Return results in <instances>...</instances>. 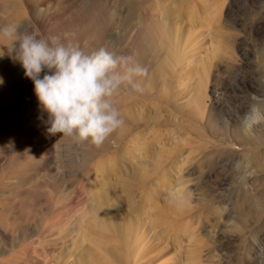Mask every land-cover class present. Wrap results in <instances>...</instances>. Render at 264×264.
Returning <instances> with one entry per match:
<instances>
[{
	"label": "rangeland",
	"instance_id": "rangeland-1",
	"mask_svg": "<svg viewBox=\"0 0 264 264\" xmlns=\"http://www.w3.org/2000/svg\"><path fill=\"white\" fill-rule=\"evenodd\" d=\"M1 23L148 69L114 98L122 127L76 144L0 38L3 264H264V133L221 138L239 102L264 126V0H0Z\"/></svg>",
	"mask_w": 264,
	"mask_h": 264
},
{
	"label": "clouds",
	"instance_id": "clouds-1",
	"mask_svg": "<svg viewBox=\"0 0 264 264\" xmlns=\"http://www.w3.org/2000/svg\"><path fill=\"white\" fill-rule=\"evenodd\" d=\"M0 38L12 41L14 59L34 84L39 106L47 113L48 135L60 134L76 144L99 148L116 133L124 120L114 98L125 86L142 92L139 80L148 75L146 67L104 47L85 54L55 39L49 43L35 28L5 25Z\"/></svg>",
	"mask_w": 264,
	"mask_h": 264
},
{
	"label": "bare ground",
	"instance_id": "bare-ground-1",
	"mask_svg": "<svg viewBox=\"0 0 264 264\" xmlns=\"http://www.w3.org/2000/svg\"><path fill=\"white\" fill-rule=\"evenodd\" d=\"M7 19V18H6ZM1 25H2V27H3V24L1 23ZM9 65H8V69L7 70H9V71H12V70H15L14 69V67L16 66V64H17V60H15L14 59V57H9V58H7L6 60H5ZM19 71H20V68H19ZM11 94H14V92H13V90L11 91ZM5 99V98H4ZM13 99V98H12ZM7 102H8V100H7ZM14 104V103H13ZM17 106V105H16ZM12 107V106H11ZM15 107V106H14ZM6 108H8V107H6ZM249 108H250V106L248 105V104H246V103H244V102H239L238 104H237V107L235 108V109H232V110H230V111H228V116L230 117V126L232 127H230V129L228 130V131H226V133L225 134H222V136L223 137H221L222 139H225L224 141L225 142H228L232 147H235V145L236 144H239V146H242V145H245V144H251V136H250V133L251 132H255L256 134L258 133V134H261L262 132L264 133V126L261 128V129H259L258 128V126H255V125H251V126H249V127H246L245 125H244V122H243V120H244V118L246 117V115H247V113L249 112ZM9 109V108H8ZM11 109V108H10ZM16 110V109H15ZM14 109H12V113L14 114V119L13 120H11V121H9L10 122V125H9V123L8 124H3L4 125V129L3 130H7L8 128H11L12 126H16L17 124H19V123H21V122H23L24 120H25V117H23V115L22 114H17V113H15L14 111H15ZM7 113V112H6ZM13 114H11V115H13ZM30 114V113H29ZM5 115V114H4ZM5 118V117H4ZM4 120V119H3ZM27 120V119H26ZM8 121V120H7ZM28 123V122H27ZM2 125V126H3ZM19 126H20V124H19ZM25 126V125H24ZM227 128V127H226ZM4 134V133H3ZM13 136V135H12ZM12 136H10V137H12ZM258 136H260V135H258ZM26 137V136H25ZM22 138H24V137H22ZM34 138V137H33ZM32 139V138H31ZM25 140H28V139H25ZM44 140V139H43ZM15 141H16V139H15ZM19 141H21V140H19ZM31 141V140H30ZM45 141V140H44ZM224 141H222V143L224 142ZM23 142V141H22ZM21 142V143H22ZM27 142V141H26ZM33 142V141H32ZM43 142V141H42ZM28 143V142H27ZM35 143V142H34ZM33 143V144H34ZM29 144V143H28ZM27 144V145H28ZM31 144V143H30ZM18 145V144H17ZM219 146V145H218ZM226 146V145H225ZM26 147V146H25ZM12 148V147H11ZM10 148V149H11ZM9 150V149H8ZM19 151V150H18ZM21 151V150H20ZM14 153V152H13ZM19 154V153H18ZM17 156V155H16ZM252 159H254V157H252ZM25 175V174H24ZM29 178V177H28ZM24 179V178H23ZM8 182V181H7ZM15 188V187H14ZM18 189V188H17ZM254 189H255V191L257 192V194L259 195V196H263V193H264V182H261V183H256V185H254ZM259 192H261V194L259 193ZM16 194V193H15ZM10 195V194H9ZM13 195V194H12ZM2 196V195H1ZM16 198V197H15ZM26 203V202H25ZM28 203V202H27ZM12 204V203H11ZM10 204V205H11ZM14 204V203H13ZM19 204V203H18ZM31 204V203H30ZM26 205V204H25ZM9 206V205H8ZM27 206H28V204H27ZM30 206V205H29ZM8 208V207H7ZM16 207H14V209H15ZM25 208V207H24ZM9 209V208H8ZM10 210V209H9ZM17 210H19V209H17ZM21 211V210H20ZM10 213V212H9ZM24 214V213H23ZM18 215V214H17ZM6 216V215H5ZM11 216H12V214H11ZM27 216H28V214H27ZM3 218V217H2ZM11 218H13V217H11ZM21 218H23V217H21V214H19V220H18V222L19 221H21L22 219ZM32 218H34V217H32ZM31 218V219H32ZM24 219V218H23ZM28 219V218H27ZM14 220V219H13ZM27 225H29V224H27ZM30 226H31V224H30ZM29 227V226H28ZM14 228H16V226H15V224H10L9 226H8V230L7 231H13L14 230ZM25 231V230H24ZM19 232V231H18ZM24 233V232H23ZM5 234V233H4ZM26 234V233H25ZM29 235V234H28ZM6 236V235H5ZM24 237V236H23ZM22 237V238H23ZM3 238V237H2ZM9 238V237H8ZM21 239V238H20ZM18 240V239H17ZM7 242V241H6ZM12 242H14V239H12ZM1 243V242H0ZM15 243V242H14ZM17 244V243H16ZM8 245V244H7ZM3 246V245H2ZM1 246V247H2ZM9 246V245H8ZM14 246V245H13ZM2 249V248H1ZM0 249V250H1ZM11 249V248H10ZM8 252H10V251H8ZM5 254V253H4ZM9 254V253H8ZM13 254H14V252H13ZM7 255V254H6ZM14 256H17V255H14ZM8 257V256H7ZM7 261H10V259H2L1 257H0V264H3V263H5V262H7Z\"/></svg>",
	"mask_w": 264,
	"mask_h": 264
}]
</instances>
